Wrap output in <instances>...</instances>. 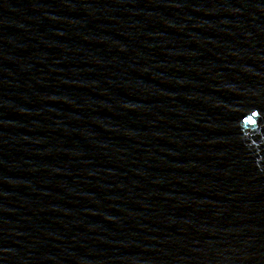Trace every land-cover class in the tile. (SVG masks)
Instances as JSON below:
<instances>
[{
	"label": "water",
	"instance_id": "95a60500",
	"mask_svg": "<svg viewBox=\"0 0 264 264\" xmlns=\"http://www.w3.org/2000/svg\"><path fill=\"white\" fill-rule=\"evenodd\" d=\"M0 264H264V0H0Z\"/></svg>",
	"mask_w": 264,
	"mask_h": 264
}]
</instances>
